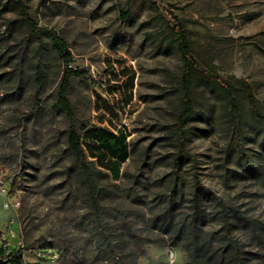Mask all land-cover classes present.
<instances>
[{"label": "rangeland", "instance_id": "1", "mask_svg": "<svg viewBox=\"0 0 264 264\" xmlns=\"http://www.w3.org/2000/svg\"><path fill=\"white\" fill-rule=\"evenodd\" d=\"M7 1L0 0L7 52L0 74L9 76L0 83V168L21 205L0 207L2 228L14 218L25 248L40 251L39 264H109L107 241L116 258L135 264H232L219 198L238 260L264 264V126L243 94L198 82L178 130L182 61L170 33L176 16L200 66L248 85L264 115V0H23L37 26L56 31L72 55V117L57 105L63 64L50 39L33 34ZM72 125L94 163L100 214L70 172ZM88 130L125 136L118 179L95 163L102 151ZM191 241L196 263L184 247Z\"/></svg>", "mask_w": 264, "mask_h": 264}, {"label": "trees", "instance_id": "2", "mask_svg": "<svg viewBox=\"0 0 264 264\" xmlns=\"http://www.w3.org/2000/svg\"><path fill=\"white\" fill-rule=\"evenodd\" d=\"M8 5L13 7V9L18 12L21 21L26 25L28 29H30L31 32H33V34L41 33L46 35L50 39L52 47L57 52L63 64V73L56 95L57 105L62 111L65 112L68 117H72L73 111L67 97V91L71 84L72 77L78 74V72L72 70V68L70 67L73 58L70 51L68 50L66 42L58 35L56 31L39 28L36 22L32 18H30L27 6L23 0H8L5 3V6L10 7ZM122 17L123 20H125L128 17V13L123 12ZM172 22L173 25L170 26V33L173 37L176 49L182 61V73L180 76V85L182 91V110L176 122L177 129H181L186 118L191 114L193 108V98L191 90L194 84L198 82L209 83L224 91L240 92L246 97L248 101L252 119L264 126V115L261 114L260 109L258 108L257 103L252 95L251 89L248 87V85L241 81H225L202 68L199 62L192 55L191 44L183 23L176 16L172 17ZM7 25L8 24H3V27H6L5 29L8 30L11 27V24H9L8 26ZM4 43V35L2 33L0 34V65L5 59L7 53L3 48ZM14 70L16 71L17 67H15ZM7 75L8 74L6 73L0 74V83H2V81H8L9 76ZM237 103L233 102L234 110L238 109ZM85 135H87V137L91 136L92 146H97V148L102 151L98 155L93 156L95 157V163L98 166L107 169L111 173L113 179H118L120 176L121 165L128 158L125 136H123L122 134L119 136H115L114 134L101 130H88L85 132ZM179 140L180 142H182L181 136H179ZM67 142L68 149L72 154L70 172L73 173L76 179L83 182V184L86 186L89 206L93 211L96 212V210H98V208L100 207L101 190L98 189V187L94 184L89 173L90 168H93L94 163L92 161L86 160L82 139L80 137V134L78 133L77 128L74 125H72L69 129ZM107 154H109L110 157L105 160ZM184 155L185 154L180 153L179 159L181 157H185ZM175 164L178 165V161H176ZM174 198L175 193H173L171 198L172 203H174L175 201ZM217 201L222 212V230L224 234L223 237L225 238L228 247V258L232 262V264H243L240 260H238L240 250L238 244L233 240L231 236V223L229 222L225 204L219 198ZM194 213V218L199 217L200 211L197 203L194 204ZM95 214H100V211L96 212ZM234 215L237 220L247 221V219L243 218V216H241L238 212H234ZM195 237L196 233L194 228L192 227L189 239L193 241ZM192 241L184 247L187 248L189 261H193L196 263L197 259L195 257V252L190 248V245H192ZM105 251L107 252L109 257V264H135V260L124 261L123 259L120 260L119 258H116L115 253L112 249V245L109 241L105 242ZM20 253V251L17 252V254L13 257V259L11 260L12 264H22ZM224 256L225 251L222 252L221 258ZM218 264H223V262L220 261L218 262Z\"/></svg>", "mask_w": 264, "mask_h": 264}, {"label": "built area", "instance_id": "3", "mask_svg": "<svg viewBox=\"0 0 264 264\" xmlns=\"http://www.w3.org/2000/svg\"><path fill=\"white\" fill-rule=\"evenodd\" d=\"M20 193L7 174L0 168V207L4 210H17L20 207L18 194ZM14 218L7 220V225L0 230V264H12L11 260L20 253L22 264H39L42 255L40 251L25 249L22 236L13 224ZM24 252L35 253V259L25 262Z\"/></svg>", "mask_w": 264, "mask_h": 264}, {"label": "crops", "instance_id": "4", "mask_svg": "<svg viewBox=\"0 0 264 264\" xmlns=\"http://www.w3.org/2000/svg\"><path fill=\"white\" fill-rule=\"evenodd\" d=\"M2 226H4V223L2 225H0V230L2 229ZM24 257H25V262H31L33 260V256L32 259L30 256H26V252L23 253Z\"/></svg>", "mask_w": 264, "mask_h": 264}]
</instances>
